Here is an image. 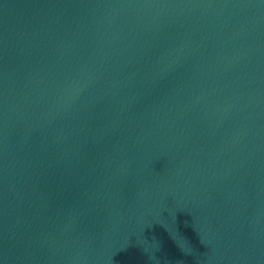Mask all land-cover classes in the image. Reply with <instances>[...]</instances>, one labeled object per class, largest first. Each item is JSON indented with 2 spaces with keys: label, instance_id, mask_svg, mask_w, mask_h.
<instances>
[{
  "label": "water",
  "instance_id": "water-1",
  "mask_svg": "<svg viewBox=\"0 0 264 264\" xmlns=\"http://www.w3.org/2000/svg\"><path fill=\"white\" fill-rule=\"evenodd\" d=\"M0 264H264V0H0Z\"/></svg>",
  "mask_w": 264,
  "mask_h": 264
}]
</instances>
